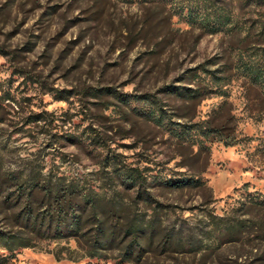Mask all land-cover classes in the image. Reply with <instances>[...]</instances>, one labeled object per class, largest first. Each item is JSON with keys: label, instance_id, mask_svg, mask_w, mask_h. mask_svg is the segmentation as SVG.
I'll use <instances>...</instances> for the list:
<instances>
[{"label": "rangeland", "instance_id": "374dc122", "mask_svg": "<svg viewBox=\"0 0 264 264\" xmlns=\"http://www.w3.org/2000/svg\"><path fill=\"white\" fill-rule=\"evenodd\" d=\"M188 5L0 0V232L31 239L2 242L0 264H264V0H218L229 22L215 28L189 24ZM25 178L115 198L155 216L160 237L127 260L130 240L91 257L84 241L30 234L16 213L50 206L18 196Z\"/></svg>", "mask_w": 264, "mask_h": 264}, {"label": "trees", "instance_id": "16d2710c", "mask_svg": "<svg viewBox=\"0 0 264 264\" xmlns=\"http://www.w3.org/2000/svg\"><path fill=\"white\" fill-rule=\"evenodd\" d=\"M183 1L190 3L186 7L188 12L185 15L189 24H194L198 20L204 26L209 25L210 16H214L215 20L212 28L217 27L218 24L223 25L229 22L228 15L223 12V8L218 6V0ZM210 74L212 80H219L218 76ZM179 92L185 96H192L186 95L182 91ZM157 110L160 111L159 108ZM152 117L157 122L163 120L161 115L153 114ZM123 174L125 176L123 183L134 189L142 188L144 192H139L143 195L140 197L145 203H149L152 196L146 189L147 181L142 173L138 170H125ZM195 182L194 177H186L176 182L168 180L165 185L183 187L185 185L193 186ZM17 185L19 186V197L30 199L34 192H41L43 198L47 199V205L50 206V209H43L42 212L36 213L35 210L42 209H32L31 206L24 205L16 213L21 230L36 234L40 238H74L80 245L84 241L89 247L88 255L91 257L99 256L102 250L120 247L130 240V245L124 249V258L128 260L132 253H141L160 237L157 233L158 224L155 216H150L148 219L140 216L132 217L130 209H124L122 203L114 201L115 198L109 199V201L104 197L93 195L79 184L69 183L66 185L51 183V181L40 183L35 178H25L17 179ZM78 197L82 202L81 205L75 203V199ZM263 205L259 201L253 202V206L257 208ZM215 226L219 227L217 223ZM225 226L226 230H230L232 234L252 228L246 220L228 223ZM254 226L257 231L264 230V223H257ZM0 241V244L3 242L10 250H13L12 246L28 247L31 244L30 238L1 232Z\"/></svg>", "mask_w": 264, "mask_h": 264}]
</instances>
